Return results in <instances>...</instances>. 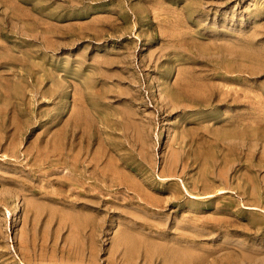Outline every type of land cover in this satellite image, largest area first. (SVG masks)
Returning a JSON list of instances; mask_svg holds the SVG:
<instances>
[{
  "label": "rangeland",
  "instance_id": "obj_1",
  "mask_svg": "<svg viewBox=\"0 0 264 264\" xmlns=\"http://www.w3.org/2000/svg\"><path fill=\"white\" fill-rule=\"evenodd\" d=\"M0 264H264V0H0Z\"/></svg>",
  "mask_w": 264,
  "mask_h": 264
},
{
  "label": "bare ground",
  "instance_id": "obj_2",
  "mask_svg": "<svg viewBox=\"0 0 264 264\" xmlns=\"http://www.w3.org/2000/svg\"><path fill=\"white\" fill-rule=\"evenodd\" d=\"M17 210V209H16ZM15 216H18L19 215V212H15V214H14ZM112 228H113V225H111V229L110 230H112Z\"/></svg>",
  "mask_w": 264,
  "mask_h": 264
}]
</instances>
